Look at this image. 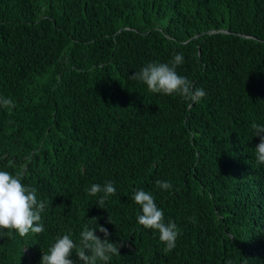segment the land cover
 <instances>
[{"label":"trees","instance_id":"trees-1","mask_svg":"<svg viewBox=\"0 0 264 264\" xmlns=\"http://www.w3.org/2000/svg\"><path fill=\"white\" fill-rule=\"evenodd\" d=\"M178 53L199 103L131 79ZM0 98V170L46 203L44 232L0 230V264H41L97 223L121 245L109 264H264V0H0ZM108 181L105 209L86 189ZM138 188L177 224L167 254Z\"/></svg>","mask_w":264,"mask_h":264},{"label":"clouds","instance_id":"clouds-1","mask_svg":"<svg viewBox=\"0 0 264 264\" xmlns=\"http://www.w3.org/2000/svg\"><path fill=\"white\" fill-rule=\"evenodd\" d=\"M182 62L183 56L179 53L175 54L171 64L150 62L139 71H135L131 79L145 84L151 93L169 96L178 94L191 102L199 103L206 93L202 88H195L192 82L177 73V66ZM0 105L5 108L14 106L10 98H0ZM251 129L254 136L260 137V143L256 146L254 154L256 163L264 165V125L253 122ZM155 183L160 189L172 188L171 183L167 181L157 180ZM86 191L90 196L102 193L95 203L101 208H105L108 198L116 194V188L111 181L104 185L92 184ZM132 200L140 205L141 209L136 217L137 222L144 228L159 233V240L165 245L163 249L165 254L172 251L179 236L177 224L174 221L165 222V214L158 208L151 193L143 189H135ZM45 208L46 203L37 199V190L22 183L20 173L13 174L0 170V230L6 229L9 233L15 231L21 237L30 232L40 234L45 230L41 222V213ZM109 219L112 223L111 217ZM97 229L104 234V239L96 234ZM109 236L108 229L98 223L94 228L84 226L80 233L79 245L68 234L57 236L49 251H44L41 264H75V261L70 259L74 249L82 264H97L98 261L109 264L113 255H121V245L111 242Z\"/></svg>","mask_w":264,"mask_h":264}]
</instances>
